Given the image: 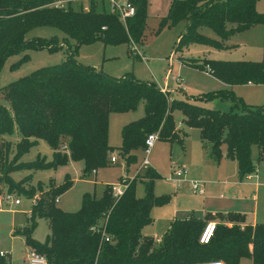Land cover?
<instances>
[{
    "label": "trees",
    "instance_id": "16d2710c",
    "mask_svg": "<svg viewBox=\"0 0 264 264\" xmlns=\"http://www.w3.org/2000/svg\"><path fill=\"white\" fill-rule=\"evenodd\" d=\"M259 1L173 0L162 24L188 21L176 42V51L194 43L221 49L233 33L264 25V12L256 9ZM51 2L0 0V70L8 57L27 50L54 52L65 48L67 54L63 62L38 68L1 90L8 106L0 103V193L16 192L29 199L38 194L28 227L16 228L13 233L22 236L29 248L45 255L48 264H239L242 258L264 264V223L241 226L244 216L236 212L174 219L159 243L144 236L142 228L152 222V208L170 201V195L154 193L160 175L152 167L137 175L119 198L113 197L110 186L99 198L84 193L80 208L74 212L60 209L55 202L71 188L68 177L57 186L50 181L46 189L30 186V176L19 181L12 178L15 171L55 169L70 160L83 162V174L112 163L111 153L116 148L108 143L109 114L134 111L141 101L145 102L144 115L125 124L120 132L117 150L127 167L136 161L138 152H143L148 134L157 133L159 140L169 143H182L173 116L176 109L182 113L184 124L199 129L201 140L211 144L214 160L222 158L226 147V156L237 163L239 179L256 171L254 146L256 161H264V105L248 106L231 90L224 89L200 97L231 101L230 111L208 109L171 98L156 83L141 81L131 72L115 78L77 59L82 44L142 42L148 0H127L134 14L125 21L116 11L98 9L93 0L87 11L70 6L57 8ZM201 26L211 28L219 40L201 34ZM38 27L59 29L64 34L62 41L57 36L26 37ZM26 59L27 55L21 61ZM188 65L228 86L264 84V46L258 62L203 59L202 64L189 61ZM16 132L19 140L13 144L6 137ZM39 140L52 150V159L47 161L38 155L31 162L20 161ZM137 180L144 185L142 197L136 195ZM37 219L49 224L51 233L44 243L32 236ZM216 219L219 221L208 243H200L205 224ZM102 221L109 242L101 241V234L91 231ZM0 264L10 261L0 256Z\"/></svg>",
    "mask_w": 264,
    "mask_h": 264
},
{
    "label": "rangeland",
    "instance_id": "374dc122",
    "mask_svg": "<svg viewBox=\"0 0 264 264\" xmlns=\"http://www.w3.org/2000/svg\"><path fill=\"white\" fill-rule=\"evenodd\" d=\"M172 1L148 0L144 31L146 42L145 45H139V51L141 53L144 51L145 61L129 55L126 43L113 45L104 44L102 41L82 44L78 49L77 59L83 64L95 66L97 69L102 70L103 73L115 78H120L125 73L131 72L141 81L161 82L163 84L166 78H170V75H176L181 79L184 91L175 93L174 97L208 109L219 110L221 112L230 111L231 101L200 97L208 92L224 89L231 90L235 96L240 97L248 106L255 107L264 105V84H239L234 85L235 87L233 89V86H219L217 88L218 83V85H221L218 79L212 75L205 74L203 72L204 70L172 61L173 58L176 60L179 57L185 60L195 61L196 63L199 58H202V63L203 59L261 61L264 46V25L256 24L247 30L233 33L223 41V48L221 49L194 43L181 48L179 52H175L177 38L185 32L188 21L180 20L171 26L162 24L163 18L168 15ZM84 4H87V1ZM256 9L260 13L264 12V0H260L257 3ZM233 26V24H229L228 27L233 28ZM198 30L210 39L219 40L218 35L207 26H201ZM51 36H57L59 42H61L64 34L54 27H38L29 31L26 35L27 38H49ZM25 55H27V59L21 61ZM66 56L65 48H63L54 52L46 49L27 50L8 57L0 70V103L8 106V102L1 93L2 88L7 84L32 73L38 68L59 64L66 59ZM144 112L145 102L141 101L134 111L123 113L111 112L109 114L108 143L116 148L111 153V156H115L117 161L98 168L95 173L83 174V162L70 160L68 163L59 165L55 169L35 171L20 170L13 172L11 176L15 181L30 176L29 185L35 188L40 185L43 189L48 187L50 181L57 186L62 184L65 178L68 177L72 181V186L68 191L59 196L60 202L56 203V205L64 211H77L80 208L81 198L84 193L94 194L99 198L102 196L106 186L119 184L125 178L131 179V177L135 176V172L140 170L144 156L143 152H138L136 161L127 167L125 161L119 156L117 148L121 145V128L128 122L143 116ZM173 116L175 122L183 120L182 113L177 109L174 110ZM6 138L15 144L19 140V135L16 132ZM183 145L185 146V144ZM184 146L178 142L170 144L167 141L158 140L148 154L150 167H153L160 175V178L156 181L157 186L154 187V193L156 195H160L167 190L166 188H170L171 184L166 180L170 173V165H178L183 159L185 152ZM38 155L45 157L47 161L52 159V150L43 140H39L28 153L22 156L20 161L31 162ZM252 155L257 169L255 173H257L256 180L258 181V186H249L250 189L249 187L247 189L256 191L258 200L256 201L255 210L259 215V220H262L258 223H264V161H256L257 147L255 146L252 148ZM143 171L141 169L137 175ZM135 190L138 197L144 195V185L140 180H137ZM12 194L16 195V192ZM18 197L22 200L21 206L6 207V209L16 208L20 211L24 209L30 211L29 198ZM251 205L253 204L251 203ZM151 213L152 218H157L158 220L157 226L159 231L157 233L164 232L162 230H165V224L169 215L167 205L154 206ZM16 217L17 225L20 222H25L18 229H22L24 226L28 227L29 222L28 218L26 219V215H17ZM18 219L22 221H18ZM36 222L37 225L32 236L37 242L44 243L46 237L51 233L48 221L45 219H37ZM10 226V214H0V250L9 253L11 264H23L22 260L25 258L26 250L25 242L20 235L12 236L11 230L13 227ZM226 226L230 227L231 224ZM239 264H252V262L249 258H242Z\"/></svg>",
    "mask_w": 264,
    "mask_h": 264
},
{
    "label": "crops",
    "instance_id": "0c3cea01",
    "mask_svg": "<svg viewBox=\"0 0 264 264\" xmlns=\"http://www.w3.org/2000/svg\"><path fill=\"white\" fill-rule=\"evenodd\" d=\"M53 1L54 0H52V2ZM85 1H87V4H84ZM93 1L95 2V5L97 6L98 9H106L112 11L109 0H93ZM115 1L120 5H124L125 3H127V0H115ZM67 6L73 7L75 9L78 8L87 11L91 6V0H70ZM145 42H146V36L144 35L142 42L127 44L128 54L131 56H135L140 60L145 61L144 51H142V53L139 51V45H145ZM134 48L139 53V55L134 53L133 50ZM175 52H179V51H175ZM197 60H198L197 62L198 64L202 63V58H199ZM172 61H175L181 65L183 64L188 65L189 62L188 60H185L181 57L176 58V60L173 58ZM203 72L211 76L208 72L206 71ZM171 76H175V75H171ZM171 76L170 78H166V81L163 82V84L161 82H158L156 84L159 88L166 89L171 98H175L174 94L180 93L184 91V89H183V85L176 83V81L172 79ZM218 82H220L221 85H218L219 84L218 83L217 88L219 86L228 87V85L224 84L223 82L219 80ZM248 85H252V84H248ZM234 87L235 86H233L232 89ZM176 129L178 130L179 135L182 136V143L180 144L182 146H184L183 144H185L184 146L185 152L183 155V159L180 161L178 165L186 167L188 172L185 176V180L180 182V184H178L177 186H175L168 178L166 179L169 182V184H171V186L170 188H166L167 190L160 195H170V201L166 204L168 207V214L170 215V218L168 215L165 224V230H162L164 232L157 233V231H159V228L157 226L158 220L157 218H152V222L142 228V234L144 236L153 237L155 242L159 243L161 241L162 235L169 228L171 221H173L174 219H185L190 214H193L198 218H202L205 214H210L215 216L217 214L236 212L244 216V222L240 224L241 226L247 224L254 226L256 223L261 222L262 220H259V215L255 210L256 201L258 200L257 193L255 190L253 191L249 190L250 189L249 186H253V185L254 187L258 186V181L256 180L257 173L254 172L253 174L248 175L244 179H239L237 172V163L235 160L228 158L226 156L225 146H223L222 158L219 161H216L210 155L211 144L201 140L199 129L188 127L187 125L184 124L182 120L176 121ZM172 165H170V171ZM93 172L95 173L96 170ZM193 181H197L202 184L203 186L202 194L193 190L192 188ZM156 186L157 185L155 182V187ZM248 187L249 189H247ZM58 202H60L59 197H58ZM251 203L253 205H251ZM17 206H21V204ZM27 211L28 210L25 209L20 211L16 208H8L0 211V214H5V213L10 214V225L13 227L11 230L13 237L16 236L13 233L14 230L16 228L22 227L25 223L23 221L22 223L20 222V224L17 225L16 216L26 215V219H27L30 216L29 211L28 213ZM18 221H22V220L18 219ZM217 221L219 220L216 219V220H212L211 222L218 223ZM224 224L230 225L231 223L224 222ZM25 246H26V250H25V257H26V253L29 247L26 244ZM0 251L6 253V257L9 259L11 264L9 253L3 250ZM24 260H22L23 264H25Z\"/></svg>",
    "mask_w": 264,
    "mask_h": 264
},
{
    "label": "built area",
    "instance_id": "2783aa9c",
    "mask_svg": "<svg viewBox=\"0 0 264 264\" xmlns=\"http://www.w3.org/2000/svg\"><path fill=\"white\" fill-rule=\"evenodd\" d=\"M69 1L70 0H54L51 3V5L54 7H57V8L66 9ZM109 2H110V6L112 8V11L118 12L120 19L122 21H125L126 18L131 17L134 14V7L129 3H125L124 5H120L115 0H109ZM133 50H134V53L139 55V53L136 51L135 48ZM171 78L174 79L176 81V83L181 84V80L178 76H176V75L171 76ZM161 90L164 93L167 92L166 89H161ZM157 140H158V134L157 133H151V134L147 135L145 142H144V149H143L144 156H143V160L141 163L140 170L141 169L145 170L146 168L150 167L149 166V160H148V154L150 153L152 147L154 146V143ZM110 160L112 163H115L117 161V158L115 156H111ZM140 170H137L135 172V176L131 177V179L125 178V179H122L121 183L110 186V190H111V193H112L114 198H119L124 193V191L126 190L128 185L130 184V182L136 177V175L139 173ZM187 172H188V170L184 166L172 165L168 179L175 186H177L178 184H180V182L185 180V176H186ZM192 188L194 191H196L200 194L203 193V186L200 182L193 181L192 182ZM37 197H38V195H35L33 198L29 199L30 204H31V208L33 206H35ZM21 201L22 200L20 197L14 195L12 193H9V192L0 193V211L6 209V207L20 205ZM55 202L56 203L58 202V198L55 199ZM30 213H31V209L29 211V214ZM215 224H216L215 222H211V221L207 222L205 224V227L203 228V231H202L200 238H199L200 243H202V244L208 243L209 239L213 235V232L215 229ZM105 225H106L105 221H102L101 223H99V225L92 226L91 231L95 232V233H100L101 234V241L104 240L106 242H109L110 238L106 235ZM0 256L6 257V253L0 251ZM24 262H25V264H48L45 255H43V254H41V253L31 249V248H28ZM199 264H223V263L218 262V261H212V262H203V263H199Z\"/></svg>",
    "mask_w": 264,
    "mask_h": 264
}]
</instances>
